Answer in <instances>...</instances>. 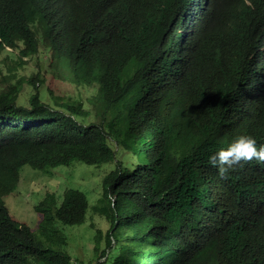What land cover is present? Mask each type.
<instances>
[{"label":"trees","instance_id":"trees-1","mask_svg":"<svg viewBox=\"0 0 264 264\" xmlns=\"http://www.w3.org/2000/svg\"><path fill=\"white\" fill-rule=\"evenodd\" d=\"M134 1L0 0V54L10 47L15 69L42 43L51 48L52 65L65 80L98 85L91 109L80 96L52 90L51 102L45 101V78L39 73L27 80L32 88L25 102L20 100L23 77L0 87V264H30L31 257L47 264H84L65 250L69 237L59 224L85 222L84 192L68 188L61 202L48 192L35 206L37 230L14 219L4 199L16 190L25 165L49 174L75 161L116 162L94 206L108 228L90 223L94 250L101 247V257L107 251L109 256L97 264H264L261 185L256 196L263 211L248 199L241 206L235 202L252 182L254 192L261 168L248 172L238 165L221 178L209 163V156L236 137L223 114L238 104L263 102L264 76L257 95L254 79L200 53L196 15L186 14L167 31V40V12L175 10L174 0H162L163 5L151 0L148 10L156 13L139 29L128 7L147 3ZM216 22L234 50L244 40L255 41L233 7L221 11ZM196 59L206 63V75L189 73ZM107 111L113 113L110 121ZM93 113L98 121L87 122ZM119 118L128 130L123 139ZM126 150L138 157L132 170L122 157ZM227 211L230 222L223 220Z\"/></svg>","mask_w":264,"mask_h":264},{"label":"clouds","instance_id":"clouds-1","mask_svg":"<svg viewBox=\"0 0 264 264\" xmlns=\"http://www.w3.org/2000/svg\"><path fill=\"white\" fill-rule=\"evenodd\" d=\"M76 1L77 3H80L85 0ZM150 1L151 0H135L134 4H147L144 7H128V9L133 11L137 16L138 25L140 26L138 27L139 29L142 28L145 19L156 13L148 10ZM159 1L161 5H163L162 0ZM174 2L176 4L175 10L167 12L166 39L168 40L167 31L170 28H174V25L177 23L183 21L186 14L189 19L196 15L198 25L194 34L196 47L199 52L206 56L219 59L245 74L247 78L254 79L258 95L260 92L259 82L262 76H264V0H174ZM231 7H233L236 12L247 21L255 35L254 42L244 40L240 44L238 50L232 48V42L228 40L225 29L216 22L219 13ZM234 27L237 29L236 25H234ZM183 31H186L185 28H183ZM39 35L40 34L38 33V36ZM221 38L227 40L223 45L218 44V40ZM7 50L11 51V48L7 47ZM188 70L193 77H198L200 75L204 76L207 73L206 63L201 59H196V61L189 66ZM204 83L210 86H215L211 81H204ZM223 115L230 133L236 135V137L228 145L217 149L211 156H209V163L217 168L218 175L221 178H225L226 174L234 166L244 164L248 172L251 171L252 167L261 168L258 175L255 177L254 192L252 190V182L247 186V189L243 190V194L235 195V202L236 205L241 206L244 204L245 200L248 199V202L252 207L263 211V204L256 196V190L258 185H261L262 190L264 191V101L258 102L253 107H245L238 104ZM254 132L256 133V136L252 134ZM122 152L123 151H119L118 156H121ZM136 161L137 160L133 161V166H136ZM67 189L68 188L65 190ZM48 192L56 193L55 191L50 190L47 191L46 194ZM229 213L230 211H227L223 218L226 222L231 221ZM98 219L105 223L104 218L101 216L100 218L98 217ZM102 224H100L101 227H103ZM62 227L64 229V226ZM108 258L107 251L104 259L107 261Z\"/></svg>","mask_w":264,"mask_h":264},{"label":"rangeland","instance_id":"rangeland-1","mask_svg":"<svg viewBox=\"0 0 264 264\" xmlns=\"http://www.w3.org/2000/svg\"><path fill=\"white\" fill-rule=\"evenodd\" d=\"M52 50L42 43L38 53L31 57L24 65L18 66L15 69L16 58L8 50L0 54V87L6 89L8 84L15 82L20 78H24V88L20 97L21 102L27 100V93L31 90L27 80L32 75L40 74L45 78V83L41 87L43 99L51 102L48 94V89L52 90L55 95H62L66 97H81L87 109L93 107L95 96L98 92V85L95 83H74L64 79L65 74L60 72L59 69L52 65L51 62ZM13 60V61H12ZM51 62V63H50ZM57 74H55V73ZM11 77L9 81L6 79ZM101 108L99 113H104ZM109 118L112 119V112L107 111ZM101 117H99L100 119ZM98 121V116L93 113L87 122ZM120 136L122 137L127 128L123 126V120L118 119ZM126 158V166L133 167V161L137 160V156H133L130 150H126L122 154ZM115 162H108L102 164H88L82 161H75L70 166H58L52 169L51 173L47 174L39 169H35L30 165H25L21 171V179L17 189L9 194H6L4 199L10 214L13 218L29 225L33 230H37L40 221V215L35 211L34 206L43 199L47 191H55L59 197V201L63 199V193L66 188H77L87 194L89 199V207L86 214V220L81 225L71 226L63 225L65 232L69 237V244L65 250L72 255L74 261L79 260L84 264H97L104 260L101 257L102 248H98L97 252L94 250V230L90 228V223L94 222L98 227L103 222L98 219L101 215L94 213V206L103 191V178L104 176L115 168ZM102 218H105L101 216ZM103 227L108 228V224L103 223ZM113 255V250L109 251ZM30 264H47L41 262L36 257L29 259Z\"/></svg>","mask_w":264,"mask_h":264},{"label":"bare ground","instance_id":"bare-ground-1","mask_svg":"<svg viewBox=\"0 0 264 264\" xmlns=\"http://www.w3.org/2000/svg\"><path fill=\"white\" fill-rule=\"evenodd\" d=\"M164 97V96H163ZM185 104V103H184ZM160 105V104H159ZM192 121V120H191ZM222 236V235H221Z\"/></svg>","mask_w":264,"mask_h":264}]
</instances>
